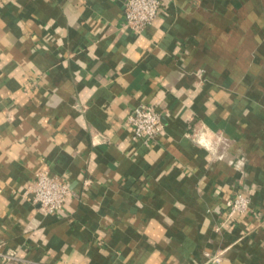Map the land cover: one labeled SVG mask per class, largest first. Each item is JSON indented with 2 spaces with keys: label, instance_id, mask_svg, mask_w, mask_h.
Masks as SVG:
<instances>
[{
  "label": "crops",
  "instance_id": "0c3cea01",
  "mask_svg": "<svg viewBox=\"0 0 264 264\" xmlns=\"http://www.w3.org/2000/svg\"><path fill=\"white\" fill-rule=\"evenodd\" d=\"M126 1L0 0V264H264V0H162L141 33Z\"/></svg>",
  "mask_w": 264,
  "mask_h": 264
},
{
  "label": "built area",
  "instance_id": "2783aa9c",
  "mask_svg": "<svg viewBox=\"0 0 264 264\" xmlns=\"http://www.w3.org/2000/svg\"><path fill=\"white\" fill-rule=\"evenodd\" d=\"M164 3L162 0H127L125 2L124 18L126 25L135 33H141L143 29L152 25L162 13ZM128 122L133 128V139L151 143L163 132L164 123L162 115L153 105L136 107L128 116ZM30 190L34 203L45 210L51 216H61L67 200L71 196L70 186L52 176L48 171L39 172ZM228 218L236 214H245L251 206V197L241 193L228 199ZM221 254H215L209 258L211 263H219Z\"/></svg>",
  "mask_w": 264,
  "mask_h": 264
}]
</instances>
